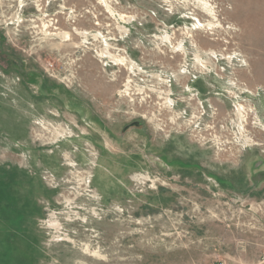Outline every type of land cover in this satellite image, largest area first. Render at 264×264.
<instances>
[{
    "label": "rangeland",
    "instance_id": "rangeland-1",
    "mask_svg": "<svg viewBox=\"0 0 264 264\" xmlns=\"http://www.w3.org/2000/svg\"><path fill=\"white\" fill-rule=\"evenodd\" d=\"M203 1L0 0V264L264 260V0Z\"/></svg>",
    "mask_w": 264,
    "mask_h": 264
},
{
    "label": "flooded vegetation",
    "instance_id": "flooded-vegetation-1",
    "mask_svg": "<svg viewBox=\"0 0 264 264\" xmlns=\"http://www.w3.org/2000/svg\"><path fill=\"white\" fill-rule=\"evenodd\" d=\"M4 39L0 37V70L5 73L26 74L23 60L16 54L7 52L3 48Z\"/></svg>",
    "mask_w": 264,
    "mask_h": 264
},
{
    "label": "built area",
    "instance_id": "built-area-1",
    "mask_svg": "<svg viewBox=\"0 0 264 264\" xmlns=\"http://www.w3.org/2000/svg\"><path fill=\"white\" fill-rule=\"evenodd\" d=\"M213 264H227V262L223 259H218ZM257 264H264V260H262L261 262H258Z\"/></svg>",
    "mask_w": 264,
    "mask_h": 264
},
{
    "label": "bare ground",
    "instance_id": "bare-ground-1",
    "mask_svg": "<svg viewBox=\"0 0 264 264\" xmlns=\"http://www.w3.org/2000/svg\"><path fill=\"white\" fill-rule=\"evenodd\" d=\"M202 2H205V1L202 0ZM61 34L63 35V37H64L65 39L68 38V33H62V31H61V33H58V35H61ZM116 59H117V58H116ZM117 60H118V59H117ZM119 60H120L119 62H121V63H123V61H124L123 58H120ZM170 100H171V99H170ZM171 101H172V100H171Z\"/></svg>",
    "mask_w": 264,
    "mask_h": 264
}]
</instances>
